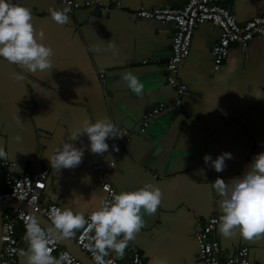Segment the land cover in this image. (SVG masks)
I'll return each instance as SVG.
<instances>
[{
  "label": "crops",
  "instance_id": "0c3cea01",
  "mask_svg": "<svg viewBox=\"0 0 264 264\" xmlns=\"http://www.w3.org/2000/svg\"><path fill=\"white\" fill-rule=\"evenodd\" d=\"M98 1L120 7L105 16L93 7H80L69 12V22L61 25L48 11L61 7L60 0H16L31 10L35 32L42 33L38 39L53 48V56L51 68L35 73L0 58V146L9 153L5 159L15 163L9 170L49 168L47 177L37 182L41 201L79 209L86 216L104 199L103 181L111 182L117 192L151 182L161 190L160 204L150 214L141 209L144 225L121 255L107 250V256L124 261L137 250L145 264L154 259L165 264H203L195 233L209 217L221 215L212 182L217 176L227 182L242 174L251 158L264 151V96L253 95L264 94V35L246 48L233 46L221 68L213 72L211 47L220 31L210 22L200 24L178 73L190 95L179 109L158 115L142 132L143 116L175 98L165 76L174 23L137 17L135 11L164 4L181 6L188 0ZM218 2L228 6L239 23L264 12L263 0ZM110 40L118 49L115 55L107 46ZM128 70L144 84L139 95L122 79ZM16 72H24L25 79L15 80ZM102 117L118 125L124 137L108 139V151L95 154L87 147V136L81 135L74 141L84 146L81 163L52 169L47 155L69 140L70 131L84 119ZM223 151L232 153L223 171L204 163L205 154L215 158ZM2 160L1 185L6 172ZM14 234L19 252L13 264H25V226L17 223ZM213 237L221 260L247 246L251 263L264 264V237L248 239L239 229L224 236L218 227Z\"/></svg>",
  "mask_w": 264,
  "mask_h": 264
},
{
  "label": "clouds",
  "instance_id": "9594fccd",
  "mask_svg": "<svg viewBox=\"0 0 264 264\" xmlns=\"http://www.w3.org/2000/svg\"><path fill=\"white\" fill-rule=\"evenodd\" d=\"M49 15L57 24L69 22L68 13L71 7H50ZM42 33L35 32L32 23V12L16 0H0V58L15 64L26 72H43L52 66L53 48L38 39ZM108 48L113 54L118 53L115 42L110 40ZM104 65H100L103 71ZM15 80L23 81L24 72L13 73ZM127 87L137 95L142 93L144 84L131 70L122 73ZM257 98L264 94L253 93ZM20 126V121H17ZM81 135L88 139V149L95 154L106 153L109 149L108 139H120L125 133L110 118L102 117L95 121L84 119L80 126L71 130L69 140L57 146L51 155H47L54 170L78 166L84 155V146H77ZM16 139H20L19 136ZM118 150L117 145L112 146ZM3 146H0V160L8 158ZM226 158H232L230 151H223L213 158L210 154L203 157L204 163L216 172L226 167ZM203 172V169H201ZM106 187V186H105ZM212 187L220 197L221 215L218 228L224 236H230L239 229L242 236L248 239L264 237V151L251 158L249 167L240 175L225 181L217 176ZM160 188L146 182L131 190H120L111 199H101L98 206L87 214L72 207H52L49 212L51 225L47 231L41 226L36 216H29L25 222V239L28 243L26 252H22L25 264H70L67 254L54 257L49 247V237L56 239L71 237L74 230L84 228L92 232L88 248L93 250L96 264H104L107 250H114L118 255L123 253L127 242L144 225L140 212L153 213L161 202ZM152 264H165L154 259Z\"/></svg>",
  "mask_w": 264,
  "mask_h": 264
},
{
  "label": "built area",
  "instance_id": "2783aa9c",
  "mask_svg": "<svg viewBox=\"0 0 264 264\" xmlns=\"http://www.w3.org/2000/svg\"><path fill=\"white\" fill-rule=\"evenodd\" d=\"M61 6L68 4L71 11L80 7H93L100 15H107L111 10L119 8V5L104 3L98 0H85L83 3L77 0H60ZM264 6V0H263ZM135 16L149 20H158L160 22H173L174 35L171 45V55L166 63V82L174 88L175 98L170 104L159 103L152 110L148 111L142 118L139 129L146 131L149 124L160 114L166 111H174L182 106V100L190 95V90L186 84L178 77L180 66L188 58L191 49V42L194 30L203 23L210 22L219 29V36L212 44L211 54L213 56L212 71H218L228 57L229 51L233 46L246 48L248 44L256 37L264 35V12L254 16L250 20L239 23L231 13V9L218 2V0H188L181 6L164 4L159 7L145 9L140 8L135 11ZM104 75L101 74V77ZM110 165L114 167L115 161L111 160ZM1 166L6 169L2 185L0 184V205L9 201H22L30 208L23 206H13L6 210L2 215V227L4 229L1 235L0 264H13L18 255V243L15 237V225L21 223L25 226L26 219L34 216V212L43 215L50 223L49 212L52 207H61L57 203L45 204L41 201L37 190V182L45 179L50 169L44 168L38 172L14 173L9 169L15 167L14 162L2 160ZM106 186V187H105ZM104 192V199H111L116 188L105 180L101 184ZM220 215H213L206 222L200 225L195 233V239L198 244V254L203 264H252L249 258V248L240 247L236 253L228 258L221 260L218 256L220 251L219 243L211 239L215 229L218 227ZM46 231L43 225H41ZM92 232H86L84 228L74 230L71 237L81 250L85 251L90 260L96 264L93 250L88 248L90 242L89 236ZM49 247L51 254L55 251L67 254L70 264H84L75 254L66 248H61L55 237H49ZM104 264H145L144 258L137 250L127 260H117L104 256Z\"/></svg>",
  "mask_w": 264,
  "mask_h": 264
},
{
  "label": "water",
  "instance_id": "95a60500",
  "mask_svg": "<svg viewBox=\"0 0 264 264\" xmlns=\"http://www.w3.org/2000/svg\"><path fill=\"white\" fill-rule=\"evenodd\" d=\"M99 14V12H97ZM126 125H130L128 123H126ZM13 206H23L26 209L30 210V208L26 205V203L22 202V201H9L5 204L0 205V252H1V235L4 232V229L2 227V215L3 213L9 209L10 207ZM34 216H36L40 222L41 225H43L45 228L48 229V227L51 225V223L43 216L40 214H37L34 212ZM211 239L213 240L214 237H211ZM60 245L65 246L66 249H68L69 251H71L73 254H75L80 260H82V262L84 264H95L94 262H92L89 258V256L87 255V253L83 250L80 249V247L76 244V242L73 239H69V238H60L57 239Z\"/></svg>",
  "mask_w": 264,
  "mask_h": 264
}]
</instances>
